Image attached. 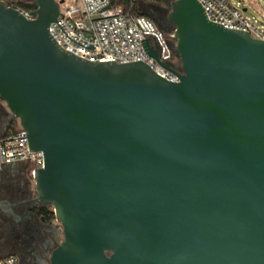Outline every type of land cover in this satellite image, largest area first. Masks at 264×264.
<instances>
[{
    "label": "water",
    "instance_id": "obj_1",
    "mask_svg": "<svg viewBox=\"0 0 264 264\" xmlns=\"http://www.w3.org/2000/svg\"><path fill=\"white\" fill-rule=\"evenodd\" d=\"M62 2L24 16L0 0V102L42 154L34 193L61 226L49 264H264V43L175 0L180 72L140 41L173 83L63 50Z\"/></svg>",
    "mask_w": 264,
    "mask_h": 264
},
{
    "label": "built area",
    "instance_id": "obj_2",
    "mask_svg": "<svg viewBox=\"0 0 264 264\" xmlns=\"http://www.w3.org/2000/svg\"><path fill=\"white\" fill-rule=\"evenodd\" d=\"M62 1V8L56 18L57 24L71 40L85 47H94L93 50H87L70 41L54 22L49 26L48 32L63 50L89 62L114 61L125 64L141 61L166 81L178 82L173 73L162 68L144 52L140 42L152 39L158 60L173 71L180 72V63L173 51V30L165 32L141 14V5L153 4L157 0H128L127 7L112 5L111 0ZM197 2L204 9L208 21L220 24L226 29L247 32L252 39L264 43V20L259 22L247 18V10L243 12L244 9H240L241 2ZM13 9L24 16H28L30 12L20 7ZM20 164L29 165L28 174L31 179L34 171L43 167L42 154L28 151L25 132L19 127L16 131L0 137V173L6 167ZM0 264H18V260L14 255H8L0 258Z\"/></svg>",
    "mask_w": 264,
    "mask_h": 264
},
{
    "label": "flooded vegetation",
    "instance_id": "obj_3",
    "mask_svg": "<svg viewBox=\"0 0 264 264\" xmlns=\"http://www.w3.org/2000/svg\"><path fill=\"white\" fill-rule=\"evenodd\" d=\"M1 1L12 8H28L30 12L35 9L33 0ZM6 128L7 124L3 125L2 132ZM28 172L29 165L20 164L6 167L0 173V258L14 255L18 264H49L59 233L36 216V210L47 207L37 202ZM15 229L22 230L21 235L13 236Z\"/></svg>",
    "mask_w": 264,
    "mask_h": 264
},
{
    "label": "rangeland",
    "instance_id": "obj_4",
    "mask_svg": "<svg viewBox=\"0 0 264 264\" xmlns=\"http://www.w3.org/2000/svg\"><path fill=\"white\" fill-rule=\"evenodd\" d=\"M56 2H59L60 0H55ZM230 2H233V3H237V2H241L240 4V9H246L247 12L245 13V16L249 19H251L252 21H263L264 20V0H246L245 2H243V0H229ZM164 4L163 3H157L155 5V7L158 9H161V8H164L163 6ZM62 8V5L59 6V10ZM157 14H160L162 15L161 13H158V11H156ZM168 15V14H167ZM171 30V27L168 26V25H164V28H163V31L165 32H168ZM0 107H2V109L5 111L6 108H5V105L3 103L0 102ZM6 113L8 115V112L6 110ZM12 121V129L13 131H16L18 128H19V125H18V122L13 120V118H11L9 115H8V118H3V125L4 123H8V121ZM28 178L31 180V190L35 191V186H34V182H33V179L30 178V176H28ZM49 210L52 209L51 207H47ZM44 223H47L48 226L54 228L56 231H58L59 233V239H58V244L61 243L62 241V234H61V226L54 220H50L48 222H45ZM6 225H9L8 222H5ZM21 232L22 230H17L15 229L13 231V236H19L21 235Z\"/></svg>",
    "mask_w": 264,
    "mask_h": 264
},
{
    "label": "trees",
    "instance_id": "obj_5",
    "mask_svg": "<svg viewBox=\"0 0 264 264\" xmlns=\"http://www.w3.org/2000/svg\"><path fill=\"white\" fill-rule=\"evenodd\" d=\"M175 0H157L156 3H153V4H146V5H141L140 8H141V14H143L144 16H146L147 18H149L159 29L163 30L164 28V25L166 24L167 25V21H166V17H167V14L170 10V6L171 4L174 2ZM157 3H163L164 5V8H161V9H157L155 7V5ZM111 4L112 5H122L124 7H127L128 5V0H111ZM25 10H28V8H23ZM156 11H158V13H161L162 15L160 14H157ZM4 116L1 114L0 112V119L3 120ZM12 121H8V123H4L7 124V130L6 132H4L3 135L5 134H8L10 132H14L13 129H12ZM36 216L38 217H42L44 219L45 222H48L52 219H54V216H53V213H52V209H48V208H43L41 210H36L35 212Z\"/></svg>",
    "mask_w": 264,
    "mask_h": 264
},
{
    "label": "crops",
    "instance_id": "obj_6",
    "mask_svg": "<svg viewBox=\"0 0 264 264\" xmlns=\"http://www.w3.org/2000/svg\"><path fill=\"white\" fill-rule=\"evenodd\" d=\"M0 112H1V114H2L5 118H8V115H7V113H6V110L4 111V110L2 109V107H0ZM2 126H3V123H0V137L4 134V132H2V129H1Z\"/></svg>",
    "mask_w": 264,
    "mask_h": 264
}]
</instances>
